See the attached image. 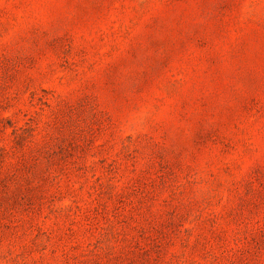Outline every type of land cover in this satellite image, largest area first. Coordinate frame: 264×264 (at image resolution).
Returning <instances> with one entry per match:
<instances>
[{
    "label": "rangeland",
    "instance_id": "rangeland-1",
    "mask_svg": "<svg viewBox=\"0 0 264 264\" xmlns=\"http://www.w3.org/2000/svg\"><path fill=\"white\" fill-rule=\"evenodd\" d=\"M0 264H264V0H0Z\"/></svg>",
    "mask_w": 264,
    "mask_h": 264
}]
</instances>
